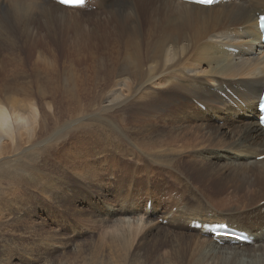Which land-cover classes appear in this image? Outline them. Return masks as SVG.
<instances>
[{
  "label": "rangeland",
  "instance_id": "obj_1",
  "mask_svg": "<svg viewBox=\"0 0 264 264\" xmlns=\"http://www.w3.org/2000/svg\"><path fill=\"white\" fill-rule=\"evenodd\" d=\"M116 28L103 18L78 28L61 27L53 34L43 30L31 40L35 47L22 50L30 70L39 65L48 69L52 61L55 73L61 67L75 72L82 101L56 97L63 119L58 126L72 117L78 120L62 129L50 146L31 149L38 154L28 165L22 186L5 185L7 197L0 200V264H205L196 255L201 236L186 225L191 215L225 218L229 223L236 216L228 207L257 192L247 184L235 188L231 180L234 168L254 164L255 154L235 157L229 136L216 140L199 131L195 135V127L210 125L202 120L191 123L187 115L196 117L195 111L184 108L180 100L175 101L180 108L174 120L164 116L161 103L155 110L147 107L137 113L129 92L126 100L110 102L112 89L118 88L113 87L114 66L121 60L117 38L110 35ZM4 54L0 52V58ZM153 96L164 98L158 90ZM193 100L188 101L206 111ZM110 103L112 107L105 109ZM240 119L215 121L208 116L213 124L227 125L228 131L240 129L244 123ZM256 139L245 142V149L263 151L264 139ZM259 188L249 202L264 197V181ZM147 201H152L153 209H147ZM147 210L156 211L153 219L144 213ZM237 221L253 231V225H260Z\"/></svg>",
  "mask_w": 264,
  "mask_h": 264
},
{
  "label": "bare ground",
  "instance_id": "obj_2",
  "mask_svg": "<svg viewBox=\"0 0 264 264\" xmlns=\"http://www.w3.org/2000/svg\"><path fill=\"white\" fill-rule=\"evenodd\" d=\"M92 5H96L95 10ZM258 12L264 13V0H230L212 6L183 0H86L84 7L74 8L56 0H1L0 52L6 53L0 58V200L7 197L3 190L5 185L22 186L24 173L38 154L31 149L49 145L62 129L78 120L72 117L58 126L63 119L56 97L62 94L63 99L76 100L77 104L82 101L75 72L61 67L62 70L55 73L57 66H50L53 62L48 60V69L39 65L31 71L22 50L35 47L31 40L43 30L53 34L61 27L78 28L93 20L101 23L103 18L104 23L118 26L110 35L117 38L116 43L120 45L117 50L121 52V60L118 58L114 66L113 87L118 88L112 89L114 100L110 102L126 100L125 93L129 92L135 100L137 113L138 109L147 107L155 110L161 103L164 116L174 120L180 108L175 101L180 100L184 108L195 111L196 117L192 118V113L187 115L191 123L202 120L210 125L208 128L206 125L193 126L195 135L199 131L216 140H226L229 136L232 147H236L235 150L229 147L235 157L255 154L254 164L234 168L231 180H235V188L244 189L247 184L253 191L257 189L254 194H258V186L264 181V159L258 158L264 155V150L256 153L250 146L245 149L248 140L264 139V128L257 120V106L264 86V52L259 48L262 35L258 28ZM230 47L239 48V53L230 51ZM157 90L164 95L161 100L153 96V91ZM189 97L205 104L206 111L191 104ZM111 107L110 103L105 109ZM208 116L215 121L239 117L244 123L240 129L232 131L233 128H229L228 131L227 125L213 124ZM255 195L245 196L228 207L236 216L229 225L251 232L256 238L253 243L237 244L220 237L224 240L221 244L206 229L191 225L196 219L213 223L227 222L225 218L200 219L191 214L189 220L190 215L186 217L187 228L202 237H198L201 248L196 255L202 257L205 264H264V197L249 202ZM155 212L147 210L144 213L152 218ZM238 219L260 222V225H253V231L251 227L237 225Z\"/></svg>",
  "mask_w": 264,
  "mask_h": 264
},
{
  "label": "snow or ice",
  "instance_id": "obj_3",
  "mask_svg": "<svg viewBox=\"0 0 264 264\" xmlns=\"http://www.w3.org/2000/svg\"><path fill=\"white\" fill-rule=\"evenodd\" d=\"M84 2V0H60L61 4L68 5V6H79ZM198 3L201 4H211L213 0H197ZM264 21V18H262Z\"/></svg>",
  "mask_w": 264,
  "mask_h": 264
}]
</instances>
